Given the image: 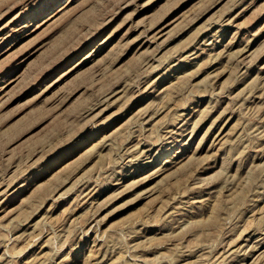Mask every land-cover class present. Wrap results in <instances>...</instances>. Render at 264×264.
<instances>
[{
    "label": "rangeland",
    "instance_id": "1",
    "mask_svg": "<svg viewBox=\"0 0 264 264\" xmlns=\"http://www.w3.org/2000/svg\"><path fill=\"white\" fill-rule=\"evenodd\" d=\"M0 264H264V0H0Z\"/></svg>",
    "mask_w": 264,
    "mask_h": 264
}]
</instances>
